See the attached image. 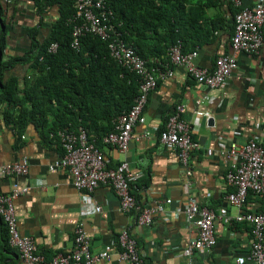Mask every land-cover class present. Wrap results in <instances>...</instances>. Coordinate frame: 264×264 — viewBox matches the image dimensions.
<instances>
[{
	"label": "crops",
	"instance_id": "crops-1",
	"mask_svg": "<svg viewBox=\"0 0 264 264\" xmlns=\"http://www.w3.org/2000/svg\"><path fill=\"white\" fill-rule=\"evenodd\" d=\"M15 1L0 0V3L5 7ZM228 1L223 0L224 8L228 7ZM245 2L252 4L254 0ZM18 7L16 26L25 31L38 21V17L31 0H21ZM46 15L44 23L49 27L56 19L57 11L51 10ZM227 18L225 27L215 33L212 41L197 49L195 62L198 66L211 69L216 57L232 53L233 19ZM24 40V32L21 37L11 38L5 53L9 56L23 54L28 48ZM261 58H264V43L260 56L238 54L236 70L227 83L216 90L198 85L182 66H175L173 77L160 81L149 96L146 121L134 128L128 151L122 154L113 146L101 147L107 167L114 168L125 161L132 174L140 172L138 181L131 182L140 206L152 207L159 201L171 200L165 206V213L154 217L151 227L139 226L136 212L119 210L118 199L105 186L91 194L94 212L81 218V193L72 186L68 172L62 168L49 169L62 156L58 142L49 143L47 140L51 138H40L34 125H30L16 142L15 134L6 129L0 119V194L9 193L14 185L29 189L14 201L20 234L31 237L38 251L51 259L72 249L74 231L81 222L90 236L92 253L111 248L110 258L100 264H127L118 260L117 235L122 230H129L145 256V264H188L189 258L183 252L196 238L197 231L187 224L182 213L187 198H195L200 206L216 213L224 206L230 218L238 213V209L225 204L224 199L230 191L225 176L232 162L227 156V147L230 142H245L264 128V65ZM23 67L14 72L20 81L28 71V66ZM206 97L211 98L209 102ZM181 104L185 107L181 115L184 120L198 119L199 126L192 132V137L202 146L189 158L190 177L185 175L186 169L177 153L159 142L157 132L145 135L151 128L162 130L167 117ZM196 111L208 112L215 121L214 126H209L208 119L197 115ZM208 149L212 150L211 155L207 154ZM23 158L28 161L27 175L2 174L1 168L5 164L21 162ZM260 208L259 198L251 195L245 209L255 212ZM214 226L216 245L210 250L194 252L190 258L193 264H231L232 257L247 256L252 240L247 223L227 225L223 219H217ZM5 228L0 218V264H23L14 250L5 249Z\"/></svg>",
	"mask_w": 264,
	"mask_h": 264
},
{
	"label": "built area",
	"instance_id": "built-area-1",
	"mask_svg": "<svg viewBox=\"0 0 264 264\" xmlns=\"http://www.w3.org/2000/svg\"><path fill=\"white\" fill-rule=\"evenodd\" d=\"M71 1L75 8V14L69 20V24H73L71 47L77 50L80 38L85 34L97 36L108 42L112 59L138 78V94L132 107L117 117L114 129L102 138L104 145L113 146L122 154L129 149L134 128L146 121L145 108L149 96L160 81L173 77L175 66H182L198 85L216 90L226 84L236 70L238 54L260 56L264 43V0H254L252 4H247L245 0H231L233 7L237 9L233 16L234 29L230 38L232 53L216 57L211 69L197 65V50L183 54L179 42L168 48L165 57L143 59L120 38V34L111 24L112 12L106 8L104 0ZM57 47V44L53 43L48 51L55 52ZM261 59V64L264 65V58ZM210 99L206 97L208 102ZM184 108L182 104L176 106L167 117L162 130L151 128L145 135L157 132L159 142L177 153L181 165L186 169L185 175L190 177L192 172L188 167L189 158L193 152L201 150L202 146L192 137V132L199 126L198 119L193 122L184 120L181 117ZM196 113L206 119L211 118L208 112ZM260 130L261 127L257 128V131ZM58 137L64 153L49 169L53 171L62 168L68 172L72 186L81 193V218L94 212L95 205L91 194L100 186L113 191L119 202V210L137 213L136 223L139 226L151 227L154 217L165 213V206L169 205L171 200L159 201L152 207L140 206L130 188L131 182L140 177V172L132 174L125 161L114 168L107 167L104 154L98 149L95 141L88 139L82 127L77 134L60 131ZM212 153V150H207L208 155ZM227 156L232 160L225 176L230 191L224 199L225 204L237 208L238 213L230 218L224 206L216 213L200 206L195 198H187L182 213L187 224L197 231L196 238L183 252L189 258L188 264H193L190 258L194 252L210 250L216 245L214 223L217 219H223L227 225L233 222L247 223L251 228L252 240L246 260L243 257H232L231 264H264V128L261 133L250 136L245 142H230ZM28 171L26 158L21 162L5 164L1 168L4 176H25ZM28 191L26 187L14 185L9 193L0 194V218L8 232V245L17 253L23 264H100L110 258V247L98 253L90 251V236L80 222L74 231L72 249L46 259L38 251L34 240L21 235L18 230L14 201ZM250 193L261 199L260 210L252 212L245 209ZM117 246L119 262L145 264V256L129 230L118 233Z\"/></svg>",
	"mask_w": 264,
	"mask_h": 264
},
{
	"label": "trees",
	"instance_id": "trees-1",
	"mask_svg": "<svg viewBox=\"0 0 264 264\" xmlns=\"http://www.w3.org/2000/svg\"><path fill=\"white\" fill-rule=\"evenodd\" d=\"M31 1L38 21L25 31L16 26L21 0L5 7L0 3V119L15 134L16 142L34 125L40 138H51L49 143L58 142L61 147L58 132L77 134L82 127L100 150L103 136L114 129L117 117L132 107L138 78L112 59L108 42L97 36L85 34L77 50L71 47L73 24L69 20L75 14L71 0ZM104 2L120 38L143 59L165 57L177 42L183 54L196 51L210 43L225 27L227 17L233 19L237 11L231 0L226 8L223 0ZM51 10L57 11V17L48 27L44 17ZM233 29L232 25L231 36ZM22 32L28 48L23 54L7 55L11 38L21 37ZM53 43L58 47L49 52ZM20 66H28L22 81L14 75ZM133 187L130 184L132 194ZM5 244V249L14 252L6 228Z\"/></svg>",
	"mask_w": 264,
	"mask_h": 264
},
{
	"label": "water",
	"instance_id": "water-1",
	"mask_svg": "<svg viewBox=\"0 0 264 264\" xmlns=\"http://www.w3.org/2000/svg\"><path fill=\"white\" fill-rule=\"evenodd\" d=\"M214 123H215L214 119H212V118L208 119V125L209 126H214Z\"/></svg>",
	"mask_w": 264,
	"mask_h": 264
}]
</instances>
